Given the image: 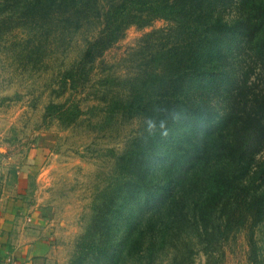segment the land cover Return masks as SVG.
I'll use <instances>...</instances> for the list:
<instances>
[{"label":"trees","instance_id":"16d2710c","mask_svg":"<svg viewBox=\"0 0 264 264\" xmlns=\"http://www.w3.org/2000/svg\"><path fill=\"white\" fill-rule=\"evenodd\" d=\"M158 19L168 26L142 38L154 50L144 72L119 81L124 95L111 100L118 85L109 79L98 98L111 118L144 128L120 157L126 178L101 208L94 262L189 264L199 239L217 263L245 231L249 261L264 264V0H0V37L22 26L34 33L29 61L53 39L67 47L84 36L61 74L64 90L86 88L93 63L130 27Z\"/></svg>","mask_w":264,"mask_h":264},{"label":"rangeland","instance_id":"374dc122","mask_svg":"<svg viewBox=\"0 0 264 264\" xmlns=\"http://www.w3.org/2000/svg\"><path fill=\"white\" fill-rule=\"evenodd\" d=\"M167 26V21L158 19L144 28L130 27L93 63L84 89L68 86L64 90L61 78L62 72L79 60L84 36L76 35L67 47H58L53 39L47 53L29 61L25 40L34 34L29 27H14L1 35L0 168L7 166L6 161L19 166V170L23 163L32 162L33 201L44 209L55 230V249L45 264H97L94 261L100 253L91 241L97 242L95 231L101 235L96 229L103 216L101 208L112 204L124 182L120 157L144 128L137 118L124 120L120 113L111 118L106 103L98 98L101 91H109L110 87L104 85L109 79L116 78L118 85L144 72L154 50H143L142 38ZM94 31L99 33L100 28ZM122 90L115 86L109 100L123 96ZM51 105L56 107L51 109ZM70 106H78L81 111L74 121L59 112ZM106 238L107 232L103 235ZM193 245L189 264H251L245 231L224 244L225 256L217 263L199 239ZM156 264L171 262L169 257H159Z\"/></svg>","mask_w":264,"mask_h":264},{"label":"crops","instance_id":"0c3cea01","mask_svg":"<svg viewBox=\"0 0 264 264\" xmlns=\"http://www.w3.org/2000/svg\"><path fill=\"white\" fill-rule=\"evenodd\" d=\"M31 163L0 168V264H45L55 249V230L33 201Z\"/></svg>","mask_w":264,"mask_h":264}]
</instances>
